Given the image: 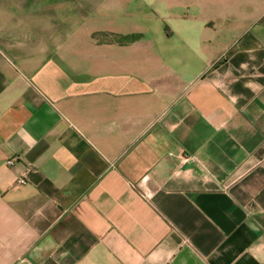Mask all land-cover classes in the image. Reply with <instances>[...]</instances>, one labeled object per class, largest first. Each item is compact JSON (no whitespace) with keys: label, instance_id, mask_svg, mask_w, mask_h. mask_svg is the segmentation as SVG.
Returning a JSON list of instances; mask_svg holds the SVG:
<instances>
[{"label":"crops","instance_id":"0c3cea01","mask_svg":"<svg viewBox=\"0 0 264 264\" xmlns=\"http://www.w3.org/2000/svg\"><path fill=\"white\" fill-rule=\"evenodd\" d=\"M0 264H264V0H0Z\"/></svg>","mask_w":264,"mask_h":264},{"label":"trees","instance_id":"16d2710c","mask_svg":"<svg viewBox=\"0 0 264 264\" xmlns=\"http://www.w3.org/2000/svg\"><path fill=\"white\" fill-rule=\"evenodd\" d=\"M141 37L140 34H129V35H113V38L116 42L120 44H125L133 42Z\"/></svg>","mask_w":264,"mask_h":264},{"label":"built area","instance_id":"2783aa9c","mask_svg":"<svg viewBox=\"0 0 264 264\" xmlns=\"http://www.w3.org/2000/svg\"><path fill=\"white\" fill-rule=\"evenodd\" d=\"M9 163H13V161H12V160H10V161H9Z\"/></svg>","mask_w":264,"mask_h":264}]
</instances>
